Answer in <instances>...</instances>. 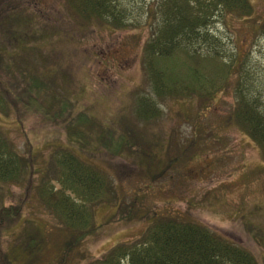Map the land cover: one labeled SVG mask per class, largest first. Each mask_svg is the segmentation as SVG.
Returning <instances> with one entry per match:
<instances>
[{
	"label": "rangeland",
	"instance_id": "1",
	"mask_svg": "<svg viewBox=\"0 0 264 264\" xmlns=\"http://www.w3.org/2000/svg\"><path fill=\"white\" fill-rule=\"evenodd\" d=\"M114 1L126 9L125 29L86 22L71 0H0V82L5 91L22 93L29 77L42 78L44 89L34 94L43 93L48 105L65 96L75 104L81 101L107 130L131 126L149 143L152 157L147 159L128 149L113 156L96 131L83 130L91 144L71 152L84 159L92 175H103L111 190L104 202L90 205L100 228L73 246V256L80 258L74 264H89L119 244L140 240L165 217L198 222L264 264V153L246 127L231 122L239 92L264 109V35L257 26L264 22V0H253L255 13L249 19L225 15L210 27L219 39L217 51L226 61L238 58L242 63L215 98L200 100L160 99L154 90L144 46L154 33L153 24L146 22L147 7L159 0ZM17 14L32 31L38 20L35 29H45L49 42L27 52L16 38L26 28L16 29ZM25 62L35 67L30 73L20 69V74L18 66ZM206 74L210 76L208 70ZM146 96L156 102L159 117L138 116V99ZM7 112L10 116L0 113V129L20 153L34 158L35 172L1 187L0 211L21 203L23 211L21 218L0 227V264H33V256L21 254L19 246L37 231L44 240V260L51 261L70 231L41 203L40 187L53 178L50 185L62 189L53 159L58 147H68L70 136L59 126L63 122L46 124L28 114L20 126L16 112ZM178 153L182 157L177 159ZM121 204L130 206V220H120Z\"/></svg>",
	"mask_w": 264,
	"mask_h": 264
},
{
	"label": "trees",
	"instance_id": "2",
	"mask_svg": "<svg viewBox=\"0 0 264 264\" xmlns=\"http://www.w3.org/2000/svg\"><path fill=\"white\" fill-rule=\"evenodd\" d=\"M71 2L73 8L86 22L113 29L121 26L127 28L122 25L123 22H127L124 21L127 18L126 9L119 2L114 0ZM6 13L11 16L13 11ZM146 13V22L148 25L153 24L154 33L145 44L144 53L154 90L160 99L167 97L213 99L227 87L229 77L233 75L236 67H241L242 62H239L238 58L225 60L217 51L216 47H220L219 39L211 33L210 27L215 20L225 15L249 19L255 13L253 0H159L147 7ZM15 20L14 25L20 23L16 29L26 27L25 30L17 32L16 38L27 52L49 42L45 37L47 34L43 33L45 29L42 31L35 29L40 25L38 20L34 23V31L28 29L27 23H23L18 14ZM5 22L9 27L12 25L10 20ZM257 26L259 32L264 35V22ZM18 58H23V55H19ZM34 67L28 62L20 63L18 71L26 69V72L30 73ZM206 70L210 72V76L206 74ZM19 73L23 74L20 71ZM28 79L26 83L29 85L22 93L15 89L14 93L12 91L8 93L2 88L4 83L0 82L1 114L10 116L7 111L14 110L20 126H24L23 119L28 114H33L46 124L53 120L63 122L59 126H64L70 139L80 141L85 147L91 144L92 139L83 132L87 128L97 132L99 135L97 139L101 138V146L103 145L113 156H119L128 149L132 152L138 151L137 154L140 157L144 156L145 159L148 156L152 157L146 150L149 143H146L139 132L131 126L123 125V131L107 130L105 125H99V120L89 113L92 112L91 108L82 105L81 101L75 104L67 96L48 105L50 103L42 97L43 93L34 94L44 89L42 86L44 80L38 78L37 81L33 77ZM2 96H6L5 99ZM22 96L28 99L24 100ZM254 99L245 98L244 94L239 92L231 122L246 127L248 129L246 133L250 134V138L264 153V109L258 104L257 99ZM155 103L147 96L139 98L138 116L141 119L159 117V109ZM1 129L0 196L1 187L22 181L25 173L35 172L34 158L20 153L15 143ZM70 153L75 154L67 148L58 147L54 154L52 167L55 173L57 170L61 171L58 181L62 189L56 191L50 185L54 179L48 178L45 182L48 184L41 185L40 193L41 203L62 221L73 240L67 236L58 255L55 254L51 261H45L43 236L37 231L33 237L24 240L19 246L21 254L33 256V264L50 262L74 264L76 258L77 260L80 258L73 256V246L100 228L95 222L94 205L91 208L90 205L104 202L105 193L111 188L103 175L100 176V173L92 175L91 168L82 161L84 160L82 157ZM181 157L182 155L176 158ZM120 208L123 214L120 220H130V206L121 204ZM22 211L23 203L3 206L0 211V227L21 218ZM164 219L152 225L140 240L119 244L105 253L102 259L90 260L89 264H258L247 250L232 247L225 239L198 222L188 223L166 217Z\"/></svg>",
	"mask_w": 264,
	"mask_h": 264
}]
</instances>
